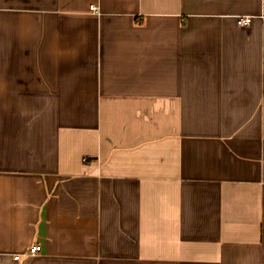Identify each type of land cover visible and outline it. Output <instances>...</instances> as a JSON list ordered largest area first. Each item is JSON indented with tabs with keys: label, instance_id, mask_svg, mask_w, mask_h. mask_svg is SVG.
Returning a JSON list of instances; mask_svg holds the SVG:
<instances>
[{
	"label": "crops",
	"instance_id": "0c3cea01",
	"mask_svg": "<svg viewBox=\"0 0 264 264\" xmlns=\"http://www.w3.org/2000/svg\"><path fill=\"white\" fill-rule=\"evenodd\" d=\"M0 264H264V0H0Z\"/></svg>",
	"mask_w": 264,
	"mask_h": 264
},
{
	"label": "built area",
	"instance_id": "2783aa9c",
	"mask_svg": "<svg viewBox=\"0 0 264 264\" xmlns=\"http://www.w3.org/2000/svg\"><path fill=\"white\" fill-rule=\"evenodd\" d=\"M252 19L250 17H244V18H240L237 20V26L239 27H247L251 24ZM41 252V247L38 245H34L32 246L29 251H28V255L30 256H34L37 255ZM19 256L15 257V260H19Z\"/></svg>",
	"mask_w": 264,
	"mask_h": 264
}]
</instances>
